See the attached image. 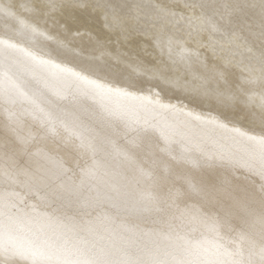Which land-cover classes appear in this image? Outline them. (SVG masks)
I'll list each match as a JSON object with an SVG mask.
<instances>
[{
	"label": "bare ground",
	"instance_id": "6f19581e",
	"mask_svg": "<svg viewBox=\"0 0 264 264\" xmlns=\"http://www.w3.org/2000/svg\"><path fill=\"white\" fill-rule=\"evenodd\" d=\"M0 264H264V0H0Z\"/></svg>",
	"mask_w": 264,
	"mask_h": 264
},
{
	"label": "snow or ice",
	"instance_id": "6c2138e0",
	"mask_svg": "<svg viewBox=\"0 0 264 264\" xmlns=\"http://www.w3.org/2000/svg\"><path fill=\"white\" fill-rule=\"evenodd\" d=\"M182 51H187V50L185 49V50H182Z\"/></svg>",
	"mask_w": 264,
	"mask_h": 264
},
{
	"label": "rangeland",
	"instance_id": "374dc122",
	"mask_svg": "<svg viewBox=\"0 0 264 264\" xmlns=\"http://www.w3.org/2000/svg\"><path fill=\"white\" fill-rule=\"evenodd\" d=\"M198 198V197H197Z\"/></svg>",
	"mask_w": 264,
	"mask_h": 264
}]
</instances>
